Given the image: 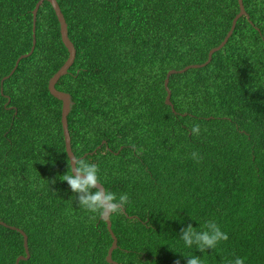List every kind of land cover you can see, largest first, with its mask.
<instances>
[{"label": "trees", "instance_id": "obj_1", "mask_svg": "<svg viewBox=\"0 0 264 264\" xmlns=\"http://www.w3.org/2000/svg\"><path fill=\"white\" fill-rule=\"evenodd\" d=\"M0 0V220L28 235L19 264H112L102 214L79 205L62 101L51 77L69 57L49 1ZM76 59L56 84L79 163L127 201L111 212L119 264H264V0H58ZM3 87V92H2ZM8 96H10V101ZM198 128L199 131H193ZM69 167V168H68ZM209 220L228 239L203 254L181 228ZM27 255L20 231L0 224V264Z\"/></svg>", "mask_w": 264, "mask_h": 264}, {"label": "clouds", "instance_id": "obj_2", "mask_svg": "<svg viewBox=\"0 0 264 264\" xmlns=\"http://www.w3.org/2000/svg\"><path fill=\"white\" fill-rule=\"evenodd\" d=\"M193 131L198 132L199 129L194 128ZM69 167H71L70 164ZM63 181L67 182L70 191L78 199L79 205L90 213L118 212L119 206L128 199L126 194L118 196L107 189L100 190L98 184H101V177L94 163H79L75 168V174L73 172L65 174ZM192 220L195 221L193 218ZM195 222L197 226L188 224L186 228H181V234L178 235L185 247L191 249L195 246L196 250L203 254L228 239L227 233L216 222L211 220L205 223ZM181 255L186 258L187 264H202L197 255ZM230 264H244V260L236 257Z\"/></svg>", "mask_w": 264, "mask_h": 264}, {"label": "water", "instance_id": "obj_3", "mask_svg": "<svg viewBox=\"0 0 264 264\" xmlns=\"http://www.w3.org/2000/svg\"><path fill=\"white\" fill-rule=\"evenodd\" d=\"M44 1H49L51 3V5L53 6L54 10H55V13H56V15L58 17V20H59V23H60V31H61L62 41H63L64 45L66 46V48L69 51L68 59L61 66V68L51 77V79L49 81V90H50V92H51V94L53 96H55L56 98H58L59 100L62 101V116H61V120H62V127H63L65 144H66V151H67V154H68L69 159H70V165H71L72 172H73V174H75V168L77 166L79 158L76 156V154L74 153V151L72 149V139H71V134H70V129H69L68 116H69V114L71 112V108H72L71 94L66 92V91L58 89L56 87V84H57V82L59 81V79L63 75L68 73L69 68L73 65V63H74V61L76 59L77 50H76V47L74 45V42L71 40V38L69 36L68 23H67V20H66V18L64 16V13L62 12V9L60 7V4H59L58 0H39L37 2L36 7L33 10L34 24H33V45H32V48H31V50L28 53H25V54L21 55L17 59L14 69L11 71V73L9 75L5 76L2 79V85L4 83V80L7 79L8 77H10V75L14 73V71L16 70V68H17L18 64L20 63V61L23 58H26V57L30 56L33 53V51L35 50L36 43H37L36 18H37L38 10H39L41 4ZM238 1H239L240 11H239V13H237L235 18L233 19L231 29L228 31V33H227L225 39L222 41V43L220 45H218L217 47H214V48L211 49V51L209 52L208 60L205 63L190 64V65L186 66L185 68H183L181 70L171 69L168 72L167 77L165 79V87H166V90H167V96H166V100L165 101H166V103L168 105H170L172 107L173 111H175V108H174V104L171 101L172 92H171V89L169 88L170 76L172 74H175V73H183V72L187 71L190 68L203 67V66H205V65H207V64H209L211 62L213 54L216 51L222 49L225 46V44L227 43V41L229 40L230 36L233 34V32H234V30L236 28L238 20L242 16L247 15V11L245 9V5H244L243 0H238ZM2 92H3V87H2ZM8 98H9V101H10L11 100L10 96H8ZM98 187H100L101 191H104L106 189L102 183L98 184ZM110 216H111V212H109V211H105L101 215V218L104 219L107 222V227H108V229H109V231H110V233H111V235L113 237L112 245L109 248V251H108V254H107V260L110 263H112V264H119L116 260L113 259V251L118 246V238H117L116 234L114 233V231L112 229V221H111ZM0 224L5 225V226H9V227H11L13 229L18 230L24 236V247H25L27 255H20L17 258L15 264H19L20 260L28 259L30 257V252H29V244H28V235H27V233L23 229L18 228L16 226H10V225H8L6 222H4L2 220H0Z\"/></svg>", "mask_w": 264, "mask_h": 264}]
</instances>
